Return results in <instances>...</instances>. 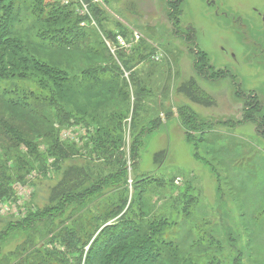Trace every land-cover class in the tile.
<instances>
[{
	"label": "rangeland",
	"instance_id": "374dc122",
	"mask_svg": "<svg viewBox=\"0 0 264 264\" xmlns=\"http://www.w3.org/2000/svg\"><path fill=\"white\" fill-rule=\"evenodd\" d=\"M8 5L0 92L55 97L39 111L47 123L0 106V183L12 193L0 199V264H76L105 204L125 196L122 228L160 227L172 245L153 264H264V139L240 124L264 123V0H2L0 18ZM44 69L66 74L67 89ZM101 181L85 207L64 202ZM78 226L85 238H62Z\"/></svg>",
	"mask_w": 264,
	"mask_h": 264
},
{
	"label": "trees",
	"instance_id": "16d2710c",
	"mask_svg": "<svg viewBox=\"0 0 264 264\" xmlns=\"http://www.w3.org/2000/svg\"><path fill=\"white\" fill-rule=\"evenodd\" d=\"M2 1V0H0ZM77 3V2H76ZM96 4V3H95ZM79 5V3H78ZM174 5V3L172 4ZM66 6H68L66 4ZM11 5H8L6 7V10L3 14V16L0 18L1 20V24H0V37L2 36V38L9 34L11 35L10 31H9V27H11V22L13 20V14L11 15ZM74 13H76L74 11ZM77 14V13H76ZM68 15V14H67ZM75 18H78L77 16ZM81 18H86V17H81ZM76 27L78 26V24H75ZM73 40V39H72ZM71 40V41H72ZM70 41V40H68ZM12 42L13 41H3L1 43L0 40V46L2 47H12ZM104 43V42H102ZM123 54L122 52H118V55ZM110 55V54H109ZM194 59H195V63L197 64L199 61L198 59V52H196V50H194ZM1 63L4 65V60L1 59ZM7 65V64H6ZM13 67V65H12ZM48 67H45V69ZM44 69V70H45ZM203 75L204 78H210L211 75H209V70L206 67H203L200 71ZM46 73H50L51 75H53V82H55L57 84V86H60L61 88H65L67 89L65 86H63V82H64V77L66 74H59L57 71H51L50 69L45 70V74ZM13 75H11L9 78H13ZM101 86L102 89L100 90V92L102 94L108 93L111 94L108 90H109V86L103 85V82H101ZM96 87V85L93 84L88 85L87 87H84V89H81L82 91L79 93H83L84 91L89 93L93 90V88ZM63 92L68 93V90H61ZM33 93V92H32ZM30 94L29 96H27V99L25 101V98H22L23 100H11L8 99V94L6 90H2L0 92V106L6 107L8 109H10L11 113H21L25 119L30 118L31 116L34 117L36 120H38V123L43 122V123H47L46 120L50 121V119H46L43 117H40L39 115V111L44 110V108H46V106H49L47 103H45V100L48 99L49 102H53V96L52 94L47 96V98H45V96H34V94ZM60 92H58V97H65V95H59ZM239 94L243 95V93H241L240 91H238ZM33 97H37L39 99L35 100L32 98ZM251 99L252 104H254V106L257 108V101H255L254 97L252 96H247ZM243 98V97H242ZM255 102V103H254ZM250 106V105H249ZM253 106V107H254ZM252 107V108H253ZM250 108V109H252ZM257 110V109H256ZM179 114L181 115V117L183 118V122H185L184 125V131L185 133H188V135L193 134V132L196 133L197 128H194V125L192 123V119L189 117L188 113L184 110H178ZM65 114H69L66 112H62V117L56 116L55 118H53V121H55V129L60 131L62 128L61 126L64 124L62 122V120H66L67 117L65 116ZM26 115V116H25ZM168 116V115H167ZM68 117H71L70 115ZM167 118V117H166ZM70 119V118H68ZM248 122H255L257 124V135H259L260 137H262L264 139V123L261 122L260 120L257 121L255 119L252 118H245L244 120L240 121V124L244 125ZM35 131L38 129L43 130V127L41 126H35L34 127ZM94 147L96 146V144L94 143V140L90 142ZM57 146L54 147L53 149L58 150V152L60 153L62 150V146L60 144H56ZM24 147V146H23ZM90 154L92 155V157L97 156L95 154V149L90 151ZM99 157L97 156V159ZM135 163V161H134ZM134 165V164H132ZM131 180V178L129 179ZM105 181H101L98 184L96 183L93 184L92 186L89 187V189H85L84 191H82V193L74 195V193H68L66 194V197L64 198V202H71L72 204H75L74 202H80L79 205L85 207L86 205V201H85V197L88 195H94V192L97 191L98 188H100L102 186V184ZM127 182V183H126ZM126 185H124L125 191L128 194V180L125 181ZM130 192V191H129ZM8 193V194H7ZM12 193L9 192V188H5L2 183H0V199L1 198H11ZM86 195V196H84ZM133 194L129 193V197H132ZM15 200V204H16ZM132 201H133V197L131 198V201H127V196H125L124 200H110L109 202H107L105 204V214L103 216L99 215V217L96 219V221H94V223H96V227L94 228V230H96V232L94 233L95 236L93 237L92 241L91 240V234L89 235L88 240L86 241V243L83 246V249L81 251V254L79 255L78 261L76 264H81L82 260H83V264H153L154 262L157 263V261L161 258V253L162 250H168V248H170L172 245L171 243H162L161 242V233H160V227L159 228H155L153 229V234H145L143 233L144 229H138L135 228L133 226H128L125 228H122V225L127 224V221H129L130 217H127L128 213L130 212V208L132 206ZM14 206V205H13ZM64 205H61V208H63ZM124 207H126L125 209H123ZM120 212V214H118L117 216H119L115 221H112L110 223L107 224L106 222V217L108 216H112L113 212ZM117 212V213H118ZM21 212H19L20 214ZM115 213V214H117ZM112 214V215H111ZM31 216V214H30ZM30 216H28L29 218H31ZM73 218V214L70 215L69 219L71 220ZM68 219V220H69ZM28 218H23V221H27ZM20 221V220H18ZM98 224H102L101 226ZM93 225V222L90 223V226ZM87 228H89L88 226H86L85 231H81V227H75V228H65L64 230V235L62 236V238L67 239V237H71V238H76V237H83L85 238L87 236ZM91 230H93V226H91L90 232ZM67 236V237H66ZM133 241L131 244L126 245L128 242ZM71 241H67V246H72V244L70 243ZM74 246V245H73ZM51 248L53 249V247L51 246ZM86 248V251L84 253V249ZM23 252L24 250L21 249ZM55 250V249H53ZM97 250V253H96ZM44 256L41 254H36L34 257H32L31 259H29L30 264H49V263H45L44 261ZM147 259V260H146ZM7 262H10L9 259L7 257H4L1 260V264H7ZM32 262V263H31ZM36 262V263H35ZM93 262V263H92Z\"/></svg>",
	"mask_w": 264,
	"mask_h": 264
},
{
	"label": "built area",
	"instance_id": "2783aa9c",
	"mask_svg": "<svg viewBox=\"0 0 264 264\" xmlns=\"http://www.w3.org/2000/svg\"><path fill=\"white\" fill-rule=\"evenodd\" d=\"M134 39L137 41L139 39V37L137 35H133ZM115 42L119 45L122 46L124 48H130V44L126 43L125 40L121 37H117ZM64 135H67L68 137H71V135L69 133H64Z\"/></svg>",
	"mask_w": 264,
	"mask_h": 264
},
{
	"label": "water",
	"instance_id": "95a60500",
	"mask_svg": "<svg viewBox=\"0 0 264 264\" xmlns=\"http://www.w3.org/2000/svg\"><path fill=\"white\" fill-rule=\"evenodd\" d=\"M263 22H264V19H263Z\"/></svg>",
	"mask_w": 264,
	"mask_h": 264
}]
</instances>
